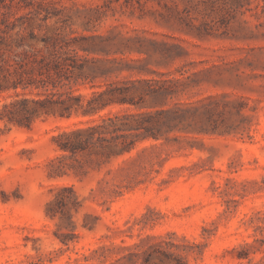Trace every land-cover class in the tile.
Wrapping results in <instances>:
<instances>
[{"label":"rangeland","instance_id":"374dc122","mask_svg":"<svg viewBox=\"0 0 264 264\" xmlns=\"http://www.w3.org/2000/svg\"><path fill=\"white\" fill-rule=\"evenodd\" d=\"M5 25L37 60L66 45L85 65L116 60L111 79L134 88L60 118L0 79V264H101L156 243L187 264H264V0H0ZM76 75L85 101L105 89ZM24 99L28 127L8 120ZM114 114H143L155 137L58 148Z\"/></svg>","mask_w":264,"mask_h":264},{"label":"trees","instance_id":"16d2710c","mask_svg":"<svg viewBox=\"0 0 264 264\" xmlns=\"http://www.w3.org/2000/svg\"><path fill=\"white\" fill-rule=\"evenodd\" d=\"M6 21L2 20L1 24ZM12 30L8 25L5 29L0 28V79L8 83L7 88L22 89L34 87L39 90L42 99L31 101L41 110L47 112L49 109H55L60 118H70L73 113L95 114L106 109L112 104H124L131 102L126 99L127 94L134 88L127 86L126 82L113 81L112 76H118L122 69L117 68L116 60L112 61H92L89 65H85L84 60L76 55H70L68 46L52 44L45 47L49 51L48 58H33L34 49L24 45V37L20 34L19 41L14 45L8 43V34ZM29 36L33 38V33ZM106 63V64H105ZM113 66H111V65ZM77 73L76 79L82 81L88 80L93 82L99 79L103 82L105 89L101 92H94L89 100L81 95H73L70 90V84L73 82V75ZM140 83V82H138ZM150 86V82H144ZM66 88V89H65ZM149 95H156L158 91L149 89ZM28 101L20 100L9 104L16 107L15 111L18 118L8 117L10 122H16L19 125L24 124L28 127L29 111L26 109ZM8 108V106H4ZM172 115V119L176 117V112L161 111L160 114ZM143 114H114L107 118H101L99 124L89 125L84 129H72L63 132L59 137H65V141L58 144V148L72 154L87 151L88 149H101L110 147L119 151L131 150L136 140L139 138L141 131L151 134L152 130L145 127L139 117ZM169 123L163 120L159 126H168ZM149 136V135H146ZM73 193L72 189H69ZM264 240V234L262 235ZM155 238H147L152 240ZM260 241V240H259ZM139 245H134L133 249ZM122 254L120 257L107 261V257H103L101 264H187L184 257L174 255L164 248L160 243L151 245L146 250L130 252Z\"/></svg>","mask_w":264,"mask_h":264}]
</instances>
